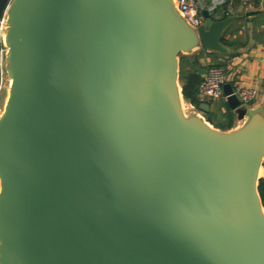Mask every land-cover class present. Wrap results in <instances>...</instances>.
<instances>
[{
	"label": "water",
	"instance_id": "95a60500",
	"mask_svg": "<svg viewBox=\"0 0 264 264\" xmlns=\"http://www.w3.org/2000/svg\"><path fill=\"white\" fill-rule=\"evenodd\" d=\"M200 13L0 0V264H264V110L225 81L218 128L178 85L179 53L228 52L235 15Z\"/></svg>",
	"mask_w": 264,
	"mask_h": 264
},
{
	"label": "crops",
	"instance_id": "0c3cea01",
	"mask_svg": "<svg viewBox=\"0 0 264 264\" xmlns=\"http://www.w3.org/2000/svg\"><path fill=\"white\" fill-rule=\"evenodd\" d=\"M210 4V0H202ZM214 18L223 13L235 15L224 27L220 40L228 52L206 51L197 47L184 53V67L192 66L202 76L207 65L219 63L224 71L226 81L232 86L243 84L256 89V96L246 105L260 107L264 110V0H226L210 9ZM5 76L0 71V103L3 102ZM224 97H218L209 104V118L212 122H226L222 115ZM230 127L239 124L233 112ZM229 127V128H230Z\"/></svg>",
	"mask_w": 264,
	"mask_h": 264
},
{
	"label": "built area",
	"instance_id": "2783aa9c",
	"mask_svg": "<svg viewBox=\"0 0 264 264\" xmlns=\"http://www.w3.org/2000/svg\"><path fill=\"white\" fill-rule=\"evenodd\" d=\"M178 13L185 19V21L196 27L202 20L201 9L206 8L208 10L215 7L217 4H221L226 0H210V4H205L202 0H172ZM3 17H1L0 21ZM4 46L0 43V58L3 54ZM1 71V69H0ZM225 74L221 65L210 64L207 66L205 72L201 76L196 87V98L198 103L215 100L218 97H224L221 89V85L225 82ZM232 92L236 95L240 103L247 104L253 100L256 96V89L252 86H246L243 84H235L232 86ZM185 101V100H183ZM186 102V101H185ZM188 107L194 109L200 113V110L196 106L187 102ZM264 172V165H263ZM264 179V173L260 176Z\"/></svg>",
	"mask_w": 264,
	"mask_h": 264
},
{
	"label": "trees",
	"instance_id": "16d2710c",
	"mask_svg": "<svg viewBox=\"0 0 264 264\" xmlns=\"http://www.w3.org/2000/svg\"><path fill=\"white\" fill-rule=\"evenodd\" d=\"M226 13H223L220 17H223ZM222 42V41H221ZM184 54L183 53H179L178 54V79H179V84H180V92H181V96L183 98V100H185L186 102H189L191 104H193L194 106L197 107L198 105V100L196 98V87H197V83L201 78V75L199 74V72L193 68L192 66H190V69H187L184 67ZM214 65H220L219 63H212ZM210 65V64H209ZM208 66V65H207ZM207 68V67H206ZM183 69L182 74L180 75V70ZM225 111L223 112V116L224 118H226V122H212L210 121L209 118V110L202 113V115L215 127L218 128H229L232 124V116H233V111L231 108H229L226 104L225 101L222 102ZM263 165H264V161H263ZM257 190H258V194H259V198H260V202L261 205L264 209V179L263 178H259L258 183H257Z\"/></svg>",
	"mask_w": 264,
	"mask_h": 264
},
{
	"label": "rangeland",
	"instance_id": "374dc122",
	"mask_svg": "<svg viewBox=\"0 0 264 264\" xmlns=\"http://www.w3.org/2000/svg\"><path fill=\"white\" fill-rule=\"evenodd\" d=\"M183 69H181L179 72H180V75L182 74V71ZM1 71H2V73H3V75L5 76V72H4V70L3 69H1ZM5 84H6V77H5V83H4V91H5V94H6V88H5ZM178 85L180 86V84H179V79H178ZM212 101L213 100H211L208 104H210V103H212ZM2 104H3V102H1L0 103V110H1V108H2ZM184 104H185V106H188V104H187V102H184ZM261 170H262V172H263V165H261ZM264 173V172H263ZM263 173H261V174H258L257 176H261V175H263Z\"/></svg>",
	"mask_w": 264,
	"mask_h": 264
},
{
	"label": "bare ground",
	"instance_id": "6f19581e",
	"mask_svg": "<svg viewBox=\"0 0 264 264\" xmlns=\"http://www.w3.org/2000/svg\"><path fill=\"white\" fill-rule=\"evenodd\" d=\"M4 27V18H2V20L0 21V33H1V36H2V29ZM185 102V101H184ZM184 104V103H183ZM185 105V104H184ZM183 109H184V106L182 105ZM186 110V109H185ZM263 173L262 170H261V166L258 167V171H257V175L258 174H261Z\"/></svg>",
	"mask_w": 264,
	"mask_h": 264
}]
</instances>
